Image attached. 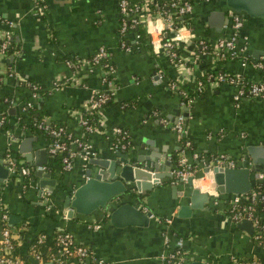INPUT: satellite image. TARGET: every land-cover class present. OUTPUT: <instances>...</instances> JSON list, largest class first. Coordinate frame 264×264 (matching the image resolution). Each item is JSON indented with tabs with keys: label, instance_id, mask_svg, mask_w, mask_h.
<instances>
[{
	"label": "crops",
	"instance_id": "obj_1",
	"mask_svg": "<svg viewBox=\"0 0 264 264\" xmlns=\"http://www.w3.org/2000/svg\"><path fill=\"white\" fill-rule=\"evenodd\" d=\"M231 12L226 0L197 2L190 15L192 29H183L182 38L176 42L181 50L178 62L164 49L157 52L151 36L150 48L136 39L134 29L121 34L118 0H0V37L10 30L16 42L10 54L0 53V110L4 120L0 126V159L11 150L19 163L35 165L34 153L43 148L47 154L43 171L55 179L51 187L42 185L34 175L24 177L18 172L0 181V205L8 214L7 225L14 239L10 252L21 264H51L45 257L53 249L59 230L68 231L76 243L88 245L103 264H159L160 255L172 249L179 237L183 239L184 264L192 259L215 264L255 259L264 264V244L254 237L253 222L250 220L249 232L229 217V193L208 192V197L200 200L201 206L180 215L190 186L172 174L166 178L176 168L175 161L181 164V155L193 167L195 177H202L201 184L211 189L215 182L206 168L215 156L225 155L236 164L243 158L264 160V97H243L236 103L232 85L210 80L193 95L192 102L183 103L182 94L175 93L168 83L171 76L175 78L172 82L185 89L182 91L187 92L185 85L198 89L196 77L203 71L195 59L200 55L212 64L220 59L212 43L235 32ZM241 13L243 24L235 34V46L242 56L227 58L218 65L244 78L260 79L262 73L253 63L264 60V17ZM161 34L163 38L173 36L167 27ZM194 37H207L212 42L209 51L193 57L189 46ZM100 46L107 49L113 73L102 65L89 71L85 60ZM241 57L248 62L241 63ZM33 82L46 89L38 98L30 95L29 83ZM102 90L113 94L95 112L90 122L95 129L86 132L81 118ZM29 100L41 106L44 118L63 123L73 137L87 139L95 151L92 158L119 159L117 151L124 150L134 163H157L155 172L164 180L140 191L130 183L133 189L123 195V199L151 211L154 217L150 216L148 225H114L104 207L66 217L65 197L86 179L88 167H99L79 154L71 169H63L48 150L49 137L31 128L29 106H25ZM179 115L184 119L183 135L161 121L165 117L174 122ZM118 128L129 134L126 148L112 144L113 131ZM249 147L254 148V155ZM26 155L32 158L28 160ZM167 160L171 161L169 168ZM258 174L251 173L253 185L260 180ZM194 185L206 190L197 180ZM12 216L16 218L11 222ZM36 252L42 254L41 260L35 258ZM66 264L81 263L69 258Z\"/></svg>",
	"mask_w": 264,
	"mask_h": 264
},
{
	"label": "built area",
	"instance_id": "obj_2",
	"mask_svg": "<svg viewBox=\"0 0 264 264\" xmlns=\"http://www.w3.org/2000/svg\"><path fill=\"white\" fill-rule=\"evenodd\" d=\"M210 2L211 0H118L119 11L121 13V25L120 32L125 35L140 21H145L146 29L150 36L152 37V43L155 46L157 52L160 49H164L168 54L169 58L181 61V56L173 49L177 41L182 38L181 31L183 29H192L190 22V15L194 8V5L199 2ZM153 4L156 12H149V4ZM174 7V9L164 8L165 5ZM40 7V5H39ZM146 12V13H145ZM146 14H148L146 16ZM233 17L232 27L235 32L229 36H220L214 41L213 50L215 56L223 58L226 53L231 55V57H240L241 51L235 46V34L238 29L242 26V13L239 11L231 12ZM175 17H178L176 19ZM9 26H12V22H9ZM167 27L173 32L171 38H163L161 31ZM139 38V34L136 33V39ZM11 31L5 30L0 37V53L7 54V47L10 44ZM199 44L201 45L202 53H206L207 50L211 48L206 43L204 38H199ZM177 47V46H176ZM128 49H131L130 45H127ZM196 52L193 51V57H196ZM108 52L104 46H100L94 53L88 57L85 62L89 66V71H93L96 65H102L107 67L109 73H113L114 69L112 65L107 61ZM246 57H241V63H247ZM72 65L73 62L69 61ZM253 66L259 70L264 71V60L254 61ZM214 80L217 83H227L234 87L233 99L238 103L243 97H264V79H248L244 78L238 74L231 73L229 71H218L214 76ZM33 89L37 88L36 84L29 83ZM203 83L199 81L198 93L201 92V87ZM171 88L177 87L176 83H170ZM182 94V102L190 103L193 100V95H190L186 91L180 90ZM113 92L111 90H102L89 104V110L97 112L101 107L110 100ZM36 92L31 94V97H35ZM32 105V101H28L25 106ZM183 117L179 115L174 122L163 117L161 118L162 123L165 125H171L175 131L183 135L185 133V128L183 126ZM2 111L0 110V126L3 124ZM81 123L86 132H91L95 129V126L90 123L86 117L81 118ZM38 126L46 129L51 135L52 139L48 142V150L51 154L55 152L61 153V163L62 168L69 170L73 166V160L76 155L81 154L84 159H88L95 154V151L85 138L73 137L68 131L64 124L51 126L44 121H40ZM112 144L117 148H126L129 145V134L125 129H115L113 131V141ZM189 145V141L185 140L186 148ZM194 155H197L196 153ZM184 156V155H183ZM182 157V155H181ZM181 166L173 168L171 174L182 180H186L192 177L193 182L197 180V184L201 187H205L208 192H216L214 188H208L201 184L202 177H195V171L193 167L185 162V156L181 158ZM3 162L8 169L9 174L20 173L22 175H27L35 169L43 170L44 165H28L19 163L11 150H8L3 156ZM212 164L216 165H226L229 167H234L236 161L232 158L226 157L225 155H217L210 159L207 166ZM258 177L260 180L264 179V171L259 172ZM214 189V190H213ZM212 190V191H210ZM250 193L249 196L247 194ZM217 194V192H216ZM250 197V202L241 205V202ZM264 200V192L251 189L247 193L241 194H229L228 196V213L229 217L234 221H240L243 218L249 219L253 222L255 226L254 237L264 244V239H262V228L263 225H259V218L255 213L254 203L258 200ZM147 209L145 208V211ZM149 216L154 215L151 213ZM8 214L4 211L0 205V264H21L19 259L12 254L10 251L14 248V244L11 241V230L7 225ZM165 243L169 245V236L165 233ZM183 239L181 237L176 238L175 246L160 255L159 264H184V251H183ZM35 258L41 260L43 258L40 252L35 253ZM51 264H66L67 259L76 258L81 264H103V262L97 259L88 245L82 243H76L72 235L65 230H59L54 236V247L45 257ZM231 264H259L255 259L245 260V259H234Z\"/></svg>",
	"mask_w": 264,
	"mask_h": 264
},
{
	"label": "water",
	"instance_id": "obj_3",
	"mask_svg": "<svg viewBox=\"0 0 264 264\" xmlns=\"http://www.w3.org/2000/svg\"><path fill=\"white\" fill-rule=\"evenodd\" d=\"M227 9L230 11H239L247 13L251 16L264 17V0H226ZM223 20L225 11H222ZM223 23V21H222ZM217 23L216 25H219ZM253 147L247 148L252 153ZM36 157L35 165H42L46 161V151L41 148L34 153ZM119 159H88L90 164H95L99 168L93 170L88 167L86 169V179L78 185L74 191L65 197L64 205L66 206V217H73L75 213L90 214L98 208H106L108 210L111 223L117 226L139 225L146 226L150 221V210H143L129 199H123V195L127 190H132L129 186L133 183L137 190L141 188H151L154 182L164 180V176L157 174V163L151 162L149 165H142L139 162H133L124 150L117 151ZM254 155V154H253ZM30 160L32 156L26 155ZM171 161L167 160L168 168ZM264 160L261 158L240 159L234 167L226 165H216L207 167L210 170L214 189L219 193L241 194L249 192L252 186L251 173L257 176L258 172L263 168ZM0 159V181L7 178L9 173L7 167ZM33 175L40 180V183L50 185L55 184V179L51 178L47 172L41 169H35ZM171 176L168 173L167 179ZM190 190L188 193V201L181 203L179 214L185 215L194 207L201 206L200 200L208 197V191L202 190L194 185L192 177L186 179ZM175 187V185H174ZM176 189V187H175ZM16 217H11V222ZM237 225L252 232V222L249 219H241ZM188 264H215L200 259H192Z\"/></svg>",
	"mask_w": 264,
	"mask_h": 264
},
{
	"label": "trees",
	"instance_id": "obj_4",
	"mask_svg": "<svg viewBox=\"0 0 264 264\" xmlns=\"http://www.w3.org/2000/svg\"><path fill=\"white\" fill-rule=\"evenodd\" d=\"M134 1V0H132ZM150 7H148V11L153 13V12H156L155 10V7L154 5L151 3L149 4ZM164 8H168V9H174V7H171L169 6L168 4L165 5ZM146 13V12H145ZM148 14H146L147 16ZM176 19H178V17H175ZM134 30H136V32L139 34V40L141 41L142 44H145V46L147 47H150L151 48V43H150V34L148 33L147 29H146V24H145V21H140L137 25L134 26ZM199 38L201 37H194V41L193 43L189 46L191 49H193L196 54H202V49H201V45L199 44ZM206 40V43H208V46H210L209 44H211L212 42L209 41V39H207V37H202ZM15 40L13 38V36H11V39H10V44L8 45L7 47V54H10L12 52V50L15 48ZM212 45V44H211ZM213 46V45H212ZM173 49L177 52V54L181 55V50L176 47V45L173 46ZM220 58V57H219ZM227 58H231V55H229L228 53L225 54V56L223 58H220L218 59L215 64H212L210 62H206L204 61V58H202L200 55L198 58L195 59L196 63L198 64V66L200 67V69L203 71V74L200 75L199 77H196V81L195 83L199 82V80L201 81V83H205V82H208L210 80H214V76L216 75V73L218 71H224V69L218 65L220 62H223L224 60H226ZM107 61H108V57H107ZM109 62V61H108ZM259 70V69H258ZM261 73H262V79H264V71L263 70H259ZM109 73V72H108ZM107 76V74H106ZM168 77V76H167ZM168 79H170V81L168 83H172L173 80H175V78L173 79V77L169 76ZM33 84H36L37 85V88L36 89H33L31 86H30V90H31V93H34L36 92L37 94V98L39 96H41L44 92H45V88H43L41 85L37 84V83H34ZM178 86V85H177ZM186 87L187 89V92L190 94V95H194V94H197L199 91L198 89L196 88H191V87H188V86H184ZM180 90H185V89H182L180 88L179 86L178 87H175L174 88V92L179 94L180 93ZM100 92V91H99ZM98 92V93H99ZM94 96L96 97L97 94ZM180 95V94H179ZM36 98V99H37ZM27 99V98H26ZM27 112L31 118V128H35V129H38L40 130L41 132L45 133L48 137H49V141L53 138L52 135L44 128H41L38 126V123L40 121H44V123H48L50 124L51 126H56V125H60V124H63V123H59V122H56V121H53V120H50V119H46L43 117V110L41 108V106H38L36 102H34L32 105H30L28 108H27ZM87 115H85V117L92 123L94 121V116H95V111H92V110H87L86 111ZM182 139L185 141V137H182ZM187 140V139H186ZM190 145V143H189ZM188 145V147L190 148V146ZM54 157L57 158L59 160V162L61 163V153L60 152H55L53 153ZM177 158V157H176ZM175 165L176 167H179L181 166V164L177 161H175ZM33 172L34 171H31L29 173V175H23L24 177H30L33 175ZM14 176V175H13ZM258 190V191H262L264 192V179L263 180H258L257 182H255V184L251 186L250 190ZM249 190V191H250ZM250 193L247 194V196H249ZM250 202V197H248L247 199L243 200L241 202V205H244V204H247ZM254 206H255V213L257 214V217L259 218V225H263L264 224V200H261V199H258L255 203H254ZM3 209V208H2ZM255 234V233H254ZM11 238V241L14 243V239L10 236ZM262 239H264V228H262ZM258 240V239H257ZM259 241V240H258ZM260 242V241H259ZM30 262V261H28Z\"/></svg>",
	"mask_w": 264,
	"mask_h": 264
}]
</instances>
